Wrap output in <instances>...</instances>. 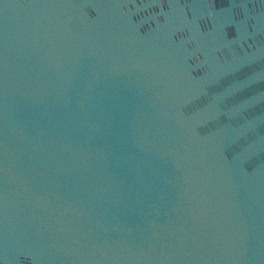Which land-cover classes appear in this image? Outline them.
<instances>
[{
    "label": "water",
    "instance_id": "obj_1",
    "mask_svg": "<svg viewBox=\"0 0 264 264\" xmlns=\"http://www.w3.org/2000/svg\"><path fill=\"white\" fill-rule=\"evenodd\" d=\"M0 264H264V0H0Z\"/></svg>",
    "mask_w": 264,
    "mask_h": 264
}]
</instances>
